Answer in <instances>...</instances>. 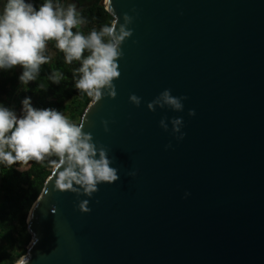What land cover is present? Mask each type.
<instances>
[{
	"label": "water",
	"instance_id": "95a60500",
	"mask_svg": "<svg viewBox=\"0 0 264 264\" xmlns=\"http://www.w3.org/2000/svg\"><path fill=\"white\" fill-rule=\"evenodd\" d=\"M99 5L131 34L115 96L101 88L79 123L118 180L86 197L59 190L52 168L25 219L27 264H264V0ZM164 89L183 111L147 109Z\"/></svg>",
	"mask_w": 264,
	"mask_h": 264
},
{
	"label": "clouds",
	"instance_id": "9594fccd",
	"mask_svg": "<svg viewBox=\"0 0 264 264\" xmlns=\"http://www.w3.org/2000/svg\"><path fill=\"white\" fill-rule=\"evenodd\" d=\"M125 17V22H127ZM75 5L69 3L66 8L54 6L53 0H43L34 6L30 0H0V70H9L19 65L22 69L17 77L20 85L35 80L41 64L49 61L45 55L46 43L54 42L56 50L63 53L65 64L74 60L80 62L79 78L74 87L84 92L95 103L100 99L101 88H112V81L118 71L117 52L121 41L131 34L124 25L117 28L115 15L108 25L99 32L91 30L84 35L72 29L81 24ZM107 37V40L104 39ZM87 52V55H83ZM61 73L52 72L49 79L57 83ZM129 102L134 106L141 103L140 97L130 94ZM187 97L172 96L169 89L162 90L154 99L147 102L149 111L155 108H167L173 112L183 111V101ZM91 105H89V108ZM188 115H194L193 110ZM173 133H180L177 140L183 139L182 117H170ZM105 132L107 125L102 121ZM83 123H73L61 111L55 108H38L31 103V97L20 101L19 111L0 102V165L11 166L28 161L39 162L46 156L55 155L57 159L49 161L57 172L55 185L61 190L82 193L91 197L102 183L112 184L118 180L117 170L111 167L112 160L106 149L92 141V135L82 131ZM159 127L168 132L165 118L159 120ZM171 145H165L169 148ZM51 180L52 177L50 176ZM188 192L184 193L187 197ZM87 200L80 204L87 211ZM31 239L30 247L35 243ZM29 247V248H30ZM28 248V249H29ZM28 255L14 260V264H27Z\"/></svg>",
	"mask_w": 264,
	"mask_h": 264
},
{
	"label": "trees",
	"instance_id": "16d2710c",
	"mask_svg": "<svg viewBox=\"0 0 264 264\" xmlns=\"http://www.w3.org/2000/svg\"><path fill=\"white\" fill-rule=\"evenodd\" d=\"M75 1L78 4V19L82 23L74 27L73 32L79 30L84 35L91 30L99 32L102 26L111 22L112 17L99 5L100 0ZM65 3L67 7L71 2L67 0ZM104 39L107 40V37ZM46 45L53 55L45 48L44 54L49 56V61L39 66L35 80L27 85L22 86L17 80L22 70L19 65L16 66L18 71L15 68L0 70V102L19 111L20 101L29 96L34 107L55 108L69 114L70 122L79 123L91 101L84 92L74 87V80L80 75L74 70L79 68L80 62L74 60L65 64L63 53L55 49L54 42L48 41ZM52 72L62 74L57 83L49 79ZM55 159V155H51L39 162L30 160L26 164L0 165V264H14L15 259L25 254L30 241L25 219L51 173L49 161Z\"/></svg>",
	"mask_w": 264,
	"mask_h": 264
},
{
	"label": "crops",
	"instance_id": "0c3cea01",
	"mask_svg": "<svg viewBox=\"0 0 264 264\" xmlns=\"http://www.w3.org/2000/svg\"><path fill=\"white\" fill-rule=\"evenodd\" d=\"M31 3H33L34 6H39V4L43 3V0H30ZM53 4L55 6V1L53 0ZM62 9L66 8V3H64L63 5L59 6ZM15 69L17 68L16 66L14 67ZM18 68H20V66H18Z\"/></svg>",
	"mask_w": 264,
	"mask_h": 264
},
{
	"label": "built area",
	"instance_id": "2783aa9c",
	"mask_svg": "<svg viewBox=\"0 0 264 264\" xmlns=\"http://www.w3.org/2000/svg\"><path fill=\"white\" fill-rule=\"evenodd\" d=\"M55 1V6H61L63 3H65L67 0H54Z\"/></svg>",
	"mask_w": 264,
	"mask_h": 264
},
{
	"label": "rangeland",
	"instance_id": "374dc122",
	"mask_svg": "<svg viewBox=\"0 0 264 264\" xmlns=\"http://www.w3.org/2000/svg\"><path fill=\"white\" fill-rule=\"evenodd\" d=\"M46 48L49 50V54L52 56L53 55V51L50 49V47H48L47 45H46ZM17 69V71H18V68H16ZM65 114V113H64ZM65 116L70 120V118H69V114H65ZM73 121V120H72ZM75 123V122H74Z\"/></svg>",
	"mask_w": 264,
	"mask_h": 264
},
{
	"label": "bare ground",
	"instance_id": "6f19581e",
	"mask_svg": "<svg viewBox=\"0 0 264 264\" xmlns=\"http://www.w3.org/2000/svg\"><path fill=\"white\" fill-rule=\"evenodd\" d=\"M105 2H106V0H105Z\"/></svg>",
	"mask_w": 264,
	"mask_h": 264
}]
</instances>
